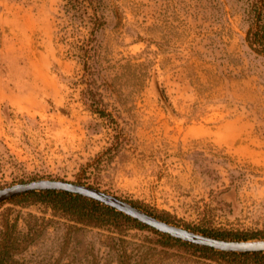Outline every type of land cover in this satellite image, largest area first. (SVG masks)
<instances>
[{"label": "rangeland", "instance_id": "obj_1", "mask_svg": "<svg viewBox=\"0 0 264 264\" xmlns=\"http://www.w3.org/2000/svg\"><path fill=\"white\" fill-rule=\"evenodd\" d=\"M96 1L105 24L89 41L63 0H0V188L85 182L196 232L264 239L250 0ZM16 202L0 203V228L18 221L7 264H201L182 245L159 255L162 239L131 222Z\"/></svg>", "mask_w": 264, "mask_h": 264}, {"label": "trees", "instance_id": "obj_2", "mask_svg": "<svg viewBox=\"0 0 264 264\" xmlns=\"http://www.w3.org/2000/svg\"><path fill=\"white\" fill-rule=\"evenodd\" d=\"M65 13L69 15L73 23L81 22L89 29V41H92L96 33L104 26L105 19L96 0H63ZM251 23L247 33L249 46L256 53L264 56V0H250ZM89 52V51H88ZM87 59L90 55L85 54ZM100 112V111H99ZM101 114H104L102 111ZM82 183V182H79ZM85 182H83L84 184ZM15 201L18 204L36 202L46 203L53 209L61 212L76 223L91 226H118L120 220L131 222L139 229H146L159 236L162 240L154 242L153 250L160 253H169V249L176 246H185L193 251L200 259L201 264H264V251L258 252H227L184 241L161 232L139 220L125 214L118 209L109 206L91 197L65 190L43 189L31 190L16 194L1 201ZM137 205V204H135ZM138 206V205H137ZM140 207V206H139ZM151 213V212H150ZM18 221L6 217L1 221L0 228V264H7L11 251L17 246ZM207 235L228 238L224 233L202 232ZM161 247L162 249L158 250ZM152 264H165L158 255L152 259Z\"/></svg>", "mask_w": 264, "mask_h": 264}, {"label": "water", "instance_id": "obj_3", "mask_svg": "<svg viewBox=\"0 0 264 264\" xmlns=\"http://www.w3.org/2000/svg\"><path fill=\"white\" fill-rule=\"evenodd\" d=\"M43 189L65 190L94 198L124 212L140 222L154 227L161 232L191 243L206 245L227 252L264 251V239L232 240L196 232L189 228L161 219L113 193L99 189L92 185L64 179L40 178L0 188V202L19 193Z\"/></svg>", "mask_w": 264, "mask_h": 264}]
</instances>
